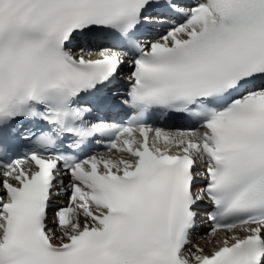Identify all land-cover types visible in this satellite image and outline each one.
I'll return each mask as SVG.
<instances>
[{"label": "snow or ice", "instance_id": "1", "mask_svg": "<svg viewBox=\"0 0 264 264\" xmlns=\"http://www.w3.org/2000/svg\"><path fill=\"white\" fill-rule=\"evenodd\" d=\"M0 264H264V0H0Z\"/></svg>", "mask_w": 264, "mask_h": 264}]
</instances>
